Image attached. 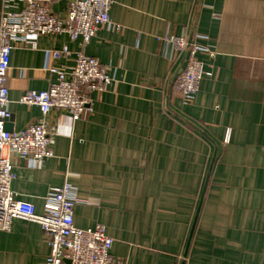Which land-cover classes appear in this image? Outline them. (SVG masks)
<instances>
[{"label": "crops", "instance_id": "crops-1", "mask_svg": "<svg viewBox=\"0 0 264 264\" xmlns=\"http://www.w3.org/2000/svg\"><path fill=\"white\" fill-rule=\"evenodd\" d=\"M23 6L0 0V16ZM52 10L64 20L67 0ZM110 13L113 25L86 45L67 34L43 35L36 49L14 43L6 128L44 121L54 153L39 162L4 151L16 197L44 213L52 187H74L76 226L103 225L127 264H264V0H114ZM171 36L215 54L199 55L212 76L188 102L176 88L186 53ZM63 47L71 57L51 61ZM78 53L113 79L91 94V113L74 121L20 103ZM49 253L38 223L0 230V264H46Z\"/></svg>", "mask_w": 264, "mask_h": 264}, {"label": "built area", "instance_id": "built-area-1", "mask_svg": "<svg viewBox=\"0 0 264 264\" xmlns=\"http://www.w3.org/2000/svg\"><path fill=\"white\" fill-rule=\"evenodd\" d=\"M53 2L24 0L20 11L3 12L0 16V230L9 231L15 219L40 224L50 247L46 264H127L113 257L114 240L103 225L76 226L74 208L79 201L74 187H52L45 199L44 213H38L32 203L18 199L11 188L15 173L10 159L4 155L6 149L39 162L54 155L52 133L44 121L31 123L19 132L6 128L11 118L7 81L14 43H20L25 49H36L43 35L67 34L71 40L82 39L86 45L100 29L113 25L110 12L114 0H67L64 20L54 14ZM166 40L177 51L186 53V64L176 78V88L184 101H191L202 81L212 76L199 55L204 53L213 58L215 54L207 45L184 36ZM70 57L67 47L50 52L54 63ZM73 61L70 69L52 65L50 71L56 80L49 89L41 93L27 91L20 103L38 106L45 116L51 112L67 113L74 121L91 113V94L105 91L113 79L94 57L78 53Z\"/></svg>", "mask_w": 264, "mask_h": 264}]
</instances>
